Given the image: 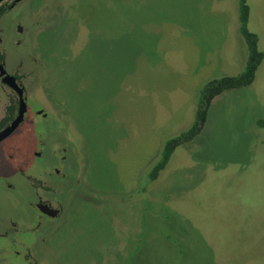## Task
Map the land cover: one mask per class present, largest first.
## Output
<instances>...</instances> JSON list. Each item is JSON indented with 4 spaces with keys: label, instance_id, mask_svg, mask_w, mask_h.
Listing matches in <instances>:
<instances>
[{
    "label": "rangeland",
    "instance_id": "obj_1",
    "mask_svg": "<svg viewBox=\"0 0 264 264\" xmlns=\"http://www.w3.org/2000/svg\"><path fill=\"white\" fill-rule=\"evenodd\" d=\"M238 1L24 0L0 23L9 39L10 23L23 25L37 81L0 144L16 186L0 181V204L18 212L30 191L16 170L40 174L47 143L63 138L84 162L40 264H264V57L148 180L165 141L191 127L204 85L243 71ZM246 3L264 55V0Z\"/></svg>",
    "mask_w": 264,
    "mask_h": 264
},
{
    "label": "flooded vegetation",
    "instance_id": "obj_2",
    "mask_svg": "<svg viewBox=\"0 0 264 264\" xmlns=\"http://www.w3.org/2000/svg\"><path fill=\"white\" fill-rule=\"evenodd\" d=\"M23 1L1 0L0 23ZM34 22L39 28L41 20L36 18ZM10 26L14 31L13 39L7 38L5 28L0 26V144L11 136L26 118L27 87L31 85V78L34 77V69L29 67L33 66L31 61L36 60L33 55L28 54V48L24 44L26 31L23 25L14 20ZM35 82L37 83L34 77V84ZM22 103L25 104L22 121L11 133L2 137L4 131L19 117ZM60 140L58 138L57 144L53 141L43 147V152L46 151L49 155L48 160L41 159V153L36 156L42 163L40 174H29L19 168L16 170L30 193H27L28 198L22 203L17 202L18 212L14 215L11 214L9 197V205L0 204V264H40L39 254L44 249V243L51 238L57 221L63 215V196L68 193L77 195L74 190L78 189V183L73 170L78 163L81 164V168L78 167L77 170L81 180L84 162L77 158V164L74 165L66 156V146L62 145L61 148ZM13 161V157L7 152L0 153V181L3 180L8 192L16 187L8 180L14 177ZM68 176L71 178L67 179Z\"/></svg>",
    "mask_w": 264,
    "mask_h": 264
},
{
    "label": "trees",
    "instance_id": "obj_3",
    "mask_svg": "<svg viewBox=\"0 0 264 264\" xmlns=\"http://www.w3.org/2000/svg\"><path fill=\"white\" fill-rule=\"evenodd\" d=\"M249 19V7L246 0L238 1L239 33L247 49V57L243 71L237 76H226L207 82L201 90L200 99L194 114L191 127L178 136L165 141L157 163L151 169L148 180L155 181L160 172L168 164L171 155L177 147L191 143L198 137L207 122L208 111L212 101L226 91L241 89L250 86L255 78L256 71L263 60V53L258 50V38L247 28Z\"/></svg>",
    "mask_w": 264,
    "mask_h": 264
},
{
    "label": "water",
    "instance_id": "obj_4",
    "mask_svg": "<svg viewBox=\"0 0 264 264\" xmlns=\"http://www.w3.org/2000/svg\"><path fill=\"white\" fill-rule=\"evenodd\" d=\"M1 1V0H0ZM22 102V101H21ZM24 113H25V104L22 103L21 107H20V112H19V117L16 119V121L12 124L11 127H9L6 131H4L2 137L7 136L9 133H11L16 127L17 125L22 121L23 117H24Z\"/></svg>",
    "mask_w": 264,
    "mask_h": 264
}]
</instances>
